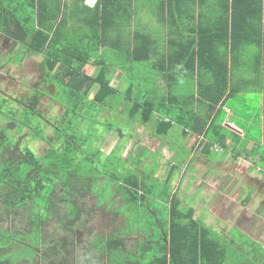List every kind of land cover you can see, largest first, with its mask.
Listing matches in <instances>:
<instances>
[{
	"label": "trees",
	"instance_id": "obj_1",
	"mask_svg": "<svg viewBox=\"0 0 264 264\" xmlns=\"http://www.w3.org/2000/svg\"><path fill=\"white\" fill-rule=\"evenodd\" d=\"M75 1L0 0V34L16 45L15 61L41 56V86H52V100L62 107L59 115L47 117L40 108L47 91L39 88L19 98L0 96L2 254L11 256L15 245L33 248L34 243L33 264H78V254L89 264H231L232 238L214 234L192 208L181 207L176 193L164 195L158 212L146 207L137 216L136 206L147 204L151 191L145 188V175L140 172L144 146L137 144L140 148L136 145L125 159L120 142L112 153L104 154L100 148L104 136L98 135L94 117H108L107 113L128 101L126 120L148 127L150 136L159 142H169L170 129L181 128L185 134L201 135L202 152L208 159L214 160L215 145L235 153V140L230 147L225 144L229 134L221 125L222 108L253 91L231 85L228 57H235L234 2L262 0H222L231 2L230 22L218 24L219 20L211 19L205 44L199 35L193 36L198 26L191 38L183 29L168 30L163 54L158 52L156 37L132 26L129 2L133 0H126L129 4L124 6L117 2L108 16L107 2L87 8L84 0ZM163 2L168 5L169 0ZM178 11L182 19L186 12L183 7ZM78 13L82 20L73 21ZM117 15L115 26L108 27L106 18ZM219 43L226 50L220 52ZM90 60L94 75L85 72ZM116 72L122 78L113 88ZM140 72L150 73L145 78L148 82H142ZM188 76L192 80L187 83ZM160 77L164 86L156 85ZM111 130L108 124L104 131ZM36 142H43L45 151H35L32 143ZM240 152H245L244 147ZM247 154L259 156L254 168L264 170V148ZM111 159L120 163L107 166ZM87 197L95 198L93 210L104 206L122 223L111 234L88 236L82 246L74 240L76 228L86 219ZM129 238L134 241L129 243ZM251 249L253 255L262 251ZM150 250L152 255H147ZM30 262L25 257L14 264Z\"/></svg>",
	"mask_w": 264,
	"mask_h": 264
},
{
	"label": "rangeland",
	"instance_id": "obj_2",
	"mask_svg": "<svg viewBox=\"0 0 264 264\" xmlns=\"http://www.w3.org/2000/svg\"><path fill=\"white\" fill-rule=\"evenodd\" d=\"M17 53L18 51L14 42L0 34V96H13L12 98H19L21 96H26L32 89L39 88L47 91V95L42 98L40 103L42 112L47 117L59 115L62 107L52 100L54 88L52 86H48L47 88L41 86L42 83L40 79L43 76V72L40 70L41 56H27L21 63H18L15 61V56L18 55ZM20 55L21 54H19V56ZM92 61L93 60H90L88 62L85 72L94 75L95 71L91 64ZM144 69L145 67L140 68V70ZM140 73L144 75L142 82H148L145 78L149 77L148 75H150V73ZM244 74L249 73L244 72ZM121 75V72L114 73L111 83L113 88L119 85ZM138 76L140 80L141 75ZM189 78L191 77L188 76L187 83L189 82ZM250 87L251 86H248L249 89H258L256 87ZM95 89L96 86L93 87L92 93ZM261 89L264 91V88ZM258 96L255 93H247L246 95L238 97V100H232L229 105V107L233 105L236 106L234 109H231V111H236L238 116H240L241 125L247 126L245 130L242 126V131L246 138H240V141L236 142L237 147L235 146V155L237 158H242V160L237 159V161H235L236 159L231 160L232 157H229L230 153H226V156H224L222 153L223 150H220V147L213 148V158L215 160L208 159L205 153L200 149L202 144L196 149V138L193 137L192 133H189L188 137L191 138L184 139L180 133L181 128H173L176 132L174 135L170 134L168 136L169 142L164 144L161 142L157 143L155 139L150 136L148 127L136 124L134 126V123L130 122V124L126 120L125 112L129 106L128 101H123L120 107L116 106L110 114L105 112L109 115L108 117L102 118V115L101 117L95 115L94 119L98 124V135L100 137L104 136L100 145L101 151L104 152V154L108 155L112 153L118 142L124 146L121 152L122 159H125L130 151H132L134 147L136 148L137 144L142 145V147L144 146L145 155H143L142 158L140 172L145 175L143 178L145 188L147 189L150 187L151 191L147 195V204L144 206H136L135 213L137 216H139L138 211L140 213L142 211L143 213L146 207L152 208V210L154 209L155 212H158L157 207L160 205V208H162L164 204V195H169L174 192L177 194L178 199L181 200V207L184 209L192 208L194 214L200 219L201 223L209 227L214 234L217 236L220 235L221 237L225 236L224 238L226 240L232 238V244L229 245L232 258L230 257L231 260H229V263L262 264L260 256L258 254L253 255L251 248H254V250L258 248V250L261 249L264 251V242L261 240L258 242L252 240L246 231L248 227L245 225L246 223H248V225L254 224V220L256 221V215H254L255 210L264 211V177H260L261 180H259V182L251 180L253 179L251 176L254 174L257 175L256 169L251 170L249 164L245 162L250 161L248 156L245 155V157H243V155H240L238 157L237 153L245 147L247 142L246 139L254 140L261 138L259 126H261L262 121H264V108L261 109V99H259ZM109 105L110 104L107 103L106 108ZM233 118L232 116V119ZM108 124L111 126L112 130L106 133L104 130H106ZM117 131L121 132L123 136L119 138ZM47 135L50 136V133L48 132ZM156 146L157 150L155 149ZM32 147L37 152H43L45 151L46 145L43 142H36L32 143ZM137 147L140 148L139 145H137ZM109 160L107 161V166L118 165L120 163L115 159H111L112 163L109 165ZM82 164L84 165V162ZM259 174H264V170L259 169ZM222 176H224L223 179H221ZM220 179L221 182L218 183ZM102 186L105 185L103 184ZM247 186L251 187V189L247 188ZM241 188H247L245 193L241 191ZM214 189L216 191L213 193ZM220 191L224 195L221 194L223 198H221L218 193ZM203 201L204 205L201 206V202ZM85 204L87 210H84L83 214H86V219L83 221H81L82 219L80 220L82 223L76 228L77 235L74 240L75 244L82 246L87 243L88 236L111 234L113 227L116 225L120 227L122 223L120 217H115L113 219L111 212L105 210L104 206L93 210L92 208L95 206L94 197H87ZM124 209L120 210L124 211ZM135 213L133 215H135ZM158 215L160 216V214H157V216ZM145 217L147 218V216ZM243 217L247 218L244 225ZM229 218H231L232 221L227 220ZM225 220L227 221L225 222ZM85 221L88 223L83 224ZM261 221L260 224H263V226L259 229H264V221ZM235 222L243 225L246 230L241 228L242 226L231 228V226H234ZM84 225H86L85 228H83ZM132 225H135V223H132ZM139 225L143 228V224ZM128 241L130 243L134 240L129 238ZM96 243L98 244L97 247H100L99 242L96 241ZM32 244L33 248H31V246L28 247V245H24V247L15 245L16 249L10 252L12 253L10 254L11 256H8L9 253L2 254L3 251L1 249L3 246L1 245L0 264H14V262L17 263L24 260L25 257L26 260L31 261L30 263L33 264L35 245L34 243ZM7 246L9 245L4 244V247ZM262 251L258 253H262ZM147 255H152V250H150ZM85 259V256L78 254L76 262L78 264H89V262L84 261ZM91 264H103V261H99L98 263L91 262Z\"/></svg>",
	"mask_w": 264,
	"mask_h": 264
},
{
	"label": "crops",
	"instance_id": "obj_3",
	"mask_svg": "<svg viewBox=\"0 0 264 264\" xmlns=\"http://www.w3.org/2000/svg\"><path fill=\"white\" fill-rule=\"evenodd\" d=\"M63 1L72 2L73 0ZM120 1L123 2V6L127 3L126 0H84L83 5L87 8H92L96 5V2H107L105 8L108 5L106 9L108 11V16L109 10H114V8L117 6V2ZM263 1L264 0H262V2H234V28L236 30L234 32L235 57L233 59L231 57H228V64L230 65L231 71V85L238 88H245L246 86H251L250 88H258L257 90L251 89L253 91L251 93H255L257 94V96L259 95L258 98L261 99V109L264 108V91H262L261 89L264 88V8L262 7L264 3ZM74 2L76 1L74 0ZM129 3V7L131 8V16H133L132 26L137 30L152 34L154 37H156L159 42L158 52L160 54L166 52V38L168 30L180 31L181 29H183L184 32H188L191 38L194 26H198V33H194L193 36L196 38V34L199 35V40L201 39L202 43L205 44V40L210 37L209 33L211 27L209 26V23L211 24V19L219 20L218 24H224L225 20L230 22L229 13L231 2H228V4H226L222 0H169L168 5L167 2H163V0H133V2ZM249 6L252 9H249L248 12V9H245V7ZM179 7H183L184 11L186 12L184 14L185 16L182 19L180 15L181 13H179L178 11ZM100 8L105 9L104 7ZM128 8H126V10ZM82 17V13H78L77 15H75V17H73V21L77 19V21L80 22L82 20ZM119 17V15L114 17L109 16L108 18H106V25L108 27L112 25L115 26V23L117 22ZM111 40H115V38L113 37ZM219 48L220 52L226 50L225 47H220V43ZM144 71L145 69L143 70V72ZM244 72L249 74H244ZM121 78L122 75L120 76V80ZM156 79V85H165V82L161 77ZM191 80V78L188 79V81ZM234 99L238 100V97ZM229 105L230 102H227L222 108L224 114L221 123V125L225 128L227 134H229V136H227L225 140V144L227 147L232 146V140H235V142H239L240 138H246L242 130H245V128L247 127L243 126V124L241 125L240 116H238L236 111H231V109H234V107L236 106L233 105L232 107H229ZM232 116L234 117L233 119ZM175 132L176 130L170 129L171 134L174 135ZM180 133L184 139L191 138L188 137L189 133L185 134L184 132H182V130ZM259 134L261 136V138L259 139H246L247 142L244 147L245 152L240 154L243 155V157H245L246 155L248 156V158H250L251 162H245L249 164L251 170H255L254 163L260 160V157L250 156L247 154V152H251L256 148H264V121H262V125L259 126ZM192 135L196 138L197 141L196 149L199 148L200 144L205 143L201 135ZM155 141L159 143V141ZM165 141L166 140L164 139L161 143L164 144L167 142ZM214 147L219 148V146L217 145L213 146V148ZM155 149L157 150V146L155 147ZM200 149L202 150V146L200 147ZM220 150H223L222 153L224 154V156H226V153H230L229 157H232L231 160H242V158L239 157L240 155H238L239 158H237V156H235V153H232V151H224V149H221V147ZM255 171L257 175L254 174V177L250 175L253 178L251 180L259 182V180H261L260 177H264V174L260 175L258 169H256ZM223 178L224 176H222L221 179ZM221 179L218 181V183L221 182ZM247 188L251 189V187L249 186H247ZM246 189L241 188V191L245 193ZM215 191L216 190L214 189L213 193ZM218 193L221 198H223V193L221 191ZM254 215H256V221L254 220V224H249L250 226L248 225V223H246L245 226L248 227L247 230L243 227L247 219L246 217L242 218L244 220L243 225H240L239 223L237 224L235 222L234 226H231V228L242 226L241 228L247 231V233L250 235L249 237H251L252 240L256 242L261 240L262 242H264V229H259L263 226V224H260V221H264V211L255 210ZM227 220L232 221L231 218ZM227 220H225V222ZM256 254L260 256L261 263L264 264V255H262L261 253Z\"/></svg>",
	"mask_w": 264,
	"mask_h": 264
}]
</instances>
